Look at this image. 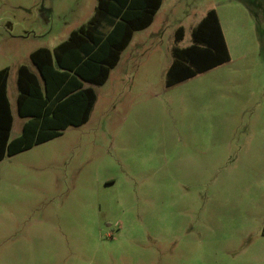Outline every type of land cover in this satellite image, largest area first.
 Here are the masks:
<instances>
[{"label":"rangeland","instance_id":"rangeland-1","mask_svg":"<svg viewBox=\"0 0 264 264\" xmlns=\"http://www.w3.org/2000/svg\"><path fill=\"white\" fill-rule=\"evenodd\" d=\"M97 0H0V69L86 24ZM215 9L230 59L166 86L175 30ZM88 121L0 160V264H264V0H164Z\"/></svg>","mask_w":264,"mask_h":264},{"label":"trees","instance_id":"trees-1","mask_svg":"<svg viewBox=\"0 0 264 264\" xmlns=\"http://www.w3.org/2000/svg\"><path fill=\"white\" fill-rule=\"evenodd\" d=\"M162 0H97L86 24L53 48L30 53L38 73L25 64L17 74V112L28 118L10 139L13 115L7 94L9 68L0 69V160L86 123L97 99L93 85L104 84L135 31L149 26ZM183 32L179 28L178 31ZM192 43L175 49L166 86L194 77L230 59L215 9L192 30ZM89 83L91 85H85Z\"/></svg>","mask_w":264,"mask_h":264},{"label":"crops","instance_id":"crops-1","mask_svg":"<svg viewBox=\"0 0 264 264\" xmlns=\"http://www.w3.org/2000/svg\"><path fill=\"white\" fill-rule=\"evenodd\" d=\"M163 2H164V0H162V4H163ZM162 4H161V6H162ZM161 6H160V8H161ZM160 8L157 10V12L155 13V15H154V18H153V21H152V23L149 25V26H147L146 28H144V29H141V30H146V29H151V27H152V25L154 24V22H155V20H156V15L158 14V11L160 10ZM205 16V15H204ZM203 16V17H204ZM202 17V18H203ZM201 18V19H202ZM200 19V20H201ZM200 20H199V22H200ZM198 22V23H199ZM197 23V24H198ZM196 24V25H197ZM195 25V26H196ZM194 26V27H195ZM182 25H180L176 30H175V34H174V45L172 46V48H171V53H172V60H171V63H170V65H169V67H168V69H167V72H168V70H169V68L171 67V65L174 63V61H175V54H174V50L175 49H182V48H185V47H187V46H189V45H187V46H184V47H182V46H180V42L182 41V39L184 38V32H185V29H184V27H183V32L181 31L180 32V30L178 31V29L179 28H181L182 29ZM193 27V28H194ZM193 28H192V30H193ZM138 31H140V30H138ZM136 32L137 31H135L134 32V34H133V37H132V39H131V41H130V43L133 41V38H134V36H135V34H136ZM191 36H192V31H191ZM130 43L128 44V46L130 45ZM127 46V47H128ZM127 47L122 51V53H121V55H120V59H119V61H118V63H117V65L114 67V68H112L111 69V71H110V74H109V77H110V75H111V73H112V71L114 70V69H117L119 66H120V64H121V60H122V54H123V52L127 49ZM167 72H166V76H167ZM108 77V78H109ZM108 80V79H107ZM187 80V79H186ZM184 81V80H183ZM182 81H180V82H178V83H181ZM165 83H166V81H165ZM178 83H175V84H178ZM175 84H173V85H171V86H174ZM85 85H91V84H89V83H85ZM171 86H167V87H171ZM10 107H11V103H10ZM11 112H12V109H11ZM13 115V114H12Z\"/></svg>","mask_w":264,"mask_h":264}]
</instances>
